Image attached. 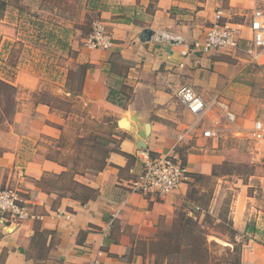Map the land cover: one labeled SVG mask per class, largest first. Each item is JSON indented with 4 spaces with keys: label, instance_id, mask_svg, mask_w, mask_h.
Here are the masks:
<instances>
[{
    "label": "crops",
    "instance_id": "1",
    "mask_svg": "<svg viewBox=\"0 0 264 264\" xmlns=\"http://www.w3.org/2000/svg\"><path fill=\"white\" fill-rule=\"evenodd\" d=\"M256 2L204 0L193 29L191 23L177 24L171 16L173 8L188 5L186 0H97L95 8L101 12L99 17L111 33L113 45L109 49H82L79 64L88 63L91 67L86 71L82 91L76 96L69 92V100L82 98L87 104L91 102L113 116H125L134 124L132 116L141 117L142 124L151 123V134L146 140L151 151L158 154L185 150L189 171L212 174L213 166L221 163L224 156L196 154L190 149L194 148L193 141L202 149L207 141H216L218 137L206 139L199 132L193 137V133H185L193 122L177 98V91L190 85L210 105L217 101L227 104L236 117L234 121L227 120L232 130L246 136L252 137L256 121L264 124V117L250 120L238 115L239 109L253 99L249 91L235 84L238 70L227 56L250 62L249 57L240 52L194 50V42L204 39L218 12L224 15L223 21L249 36L248 22ZM232 11L244 17V22L232 21ZM143 18L148 22H143ZM146 27L176 37L177 41H159L154 36L150 41L141 42L139 36ZM75 85L73 82L71 88ZM111 90L116 103L108 98ZM36 101L32 102L31 114L19 110L10 130L0 134V188L11 183L17 185L37 216L7 228L0 220V264H152L150 242L163 224L174 221L185 202L194 204L187 200L189 181L193 180L161 198L131 193L130 182L141 171V164L135 135L123 130L127 136L121 138L119 149L131 157L111 152L109 164L102 171L76 175L78 181L97 190L96 198L83 204L69 195L60 197L57 182L56 190L43 189L39 181L59 175L68 167L54 156L55 159L49 158L50 153L38 150L35 156L22 161L19 147L23 141L37 137L58 138L69 114L60 116L48 104H36ZM214 107L223 113L219 106ZM204 123L207 127L214 125L207 117ZM180 135H185V140L178 143ZM252 152L257 160L264 154V144ZM258 178L264 192V176ZM244 202L234 212L236 221L249 212L248 201L244 199ZM113 215L116 216L114 225L104 233L103 228ZM139 242L148 244L149 249H140ZM261 255H264V244L258 242L251 243L243 253L246 264H259Z\"/></svg>",
    "mask_w": 264,
    "mask_h": 264
},
{
    "label": "rangeland",
    "instance_id": "2",
    "mask_svg": "<svg viewBox=\"0 0 264 264\" xmlns=\"http://www.w3.org/2000/svg\"><path fill=\"white\" fill-rule=\"evenodd\" d=\"M5 1L7 4L0 11V78L19 87L20 111L31 114L34 110L32 102L44 99L52 104L53 110L60 116L69 114L58 138L46 136L23 141L19 147L22 161L35 156V151L38 150L45 154L50 153L59 162L65 163L67 171L69 167H73V163H76L77 170L84 169L92 161L98 166L103 155L99 143L110 139L109 134L114 131L113 124L120 116H113L91 102L87 104L79 97L69 100V93L66 92L69 86L66 84L69 70L77 68L80 52L87 47L86 42L93 22L101 20V12L93 8L91 0ZM203 1L186 0L188 5L181 9L178 6L173 8L171 16L177 24L191 23L194 29V23L199 20L197 13L201 9L200 3ZM231 13L232 21L244 22V17L235 15L234 11ZM142 21L148 22L146 18ZM227 57L238 70L235 84L249 91L253 99L239 109L241 113L238 115L250 120L264 117V64ZM113 98L116 99L114 96ZM233 110L236 112L234 108ZM213 111L220 117L223 116L221 111ZM14 117L15 115L13 122ZM188 117L190 122H194L191 115ZM215 119L218 120V116ZM230 125L232 124L225 118H221L217 125L220 129L218 139L207 141L208 144L202 149L192 142L194 148L190 152L221 154L224 160L213 166L215 176L206 175L195 186L198 190L195 194L197 199L191 200L194 204H188L185 212L191 217L197 216L199 225L206 231L207 246L212 249V243L217 244L218 250L213 251V255L220 256L224 250L233 249L236 243L241 244L242 264H246L243 256L245 248L254 242L264 244V192L258 178L264 175V154L254 160L252 152L253 148L261 147L264 141H257L244 133L233 131ZM118 129L120 131L115 136L116 142L110 148L118 149L121 138L127 136L124 131L128 129ZM9 130L10 125L7 123L0 126V134ZM80 134L85 137L81 146L76 142ZM95 136L98 137L96 146L86 147V144L94 145ZM1 151L0 148V153ZM181 154L183 157L188 156L185 150ZM48 179L56 181L58 187L69 185L66 176L60 179L48 176ZM242 189H245L244 193ZM66 194L69 195V191ZM247 195L251 198H246ZM244 199L248 201L249 212L236 221L233 218L234 212L245 204ZM197 205L200 210L195 208ZM180 210L178 209L177 216ZM174 221L165 225L171 226ZM163 225L160 227L161 231L164 230ZM253 227L261 232H251ZM242 231L252 236L246 233L243 236ZM139 243L140 249H149L148 244ZM151 254V262L155 264V255ZM211 260L209 263L213 264ZM260 260L262 262L259 264H264V255L260 256ZM164 264H167L166 259Z\"/></svg>",
    "mask_w": 264,
    "mask_h": 264
},
{
    "label": "built area",
    "instance_id": "3",
    "mask_svg": "<svg viewBox=\"0 0 264 264\" xmlns=\"http://www.w3.org/2000/svg\"><path fill=\"white\" fill-rule=\"evenodd\" d=\"M224 15L218 12L215 21L208 28L202 41L194 42V50L201 53H210L224 50L226 53H244L249 57L250 62L264 64V0H257L255 8L250 14L248 26L250 35H242L240 28L234 27L227 21H223ZM87 47L109 49L113 45V38L105 23L101 20L93 22L92 31L86 42ZM177 98L182 105L194 117V122L185 130L191 132L193 136L197 134L202 138L210 139L219 137L218 124L221 118L229 121L236 119L235 115L227 104L220 101L210 105L207 101L190 85L182 86L177 91ZM219 106L223 110V116L214 112V106ZM212 111V112H211ZM209 112H211L209 114ZM218 120L215 119V117ZM209 118L214 125L205 126L204 119ZM186 135V134H185ZM185 135L179 136V142L185 140ZM252 137L261 141L264 139V124L256 121L252 131ZM192 136V137H193ZM139 161L141 171L135 179L130 182V192L138 193L145 197H158L169 195L175 192L183 183L191 178L188 177L187 165L183 164L178 149L169 153H154L149 148L139 150ZM32 213L28 200H26L17 185L8 184L0 188V220L5 227L21 223L29 218H36ZM115 215L103 228L104 233L108 232L114 225ZM101 250L98 252V256Z\"/></svg>",
    "mask_w": 264,
    "mask_h": 264
},
{
    "label": "trees",
    "instance_id": "4",
    "mask_svg": "<svg viewBox=\"0 0 264 264\" xmlns=\"http://www.w3.org/2000/svg\"><path fill=\"white\" fill-rule=\"evenodd\" d=\"M93 8L96 7L97 0H91ZM7 2L5 0H0V11L3 10ZM17 4V1H16ZM91 67L90 64H79L77 68L70 69L67 77V93L71 92L72 96L80 94L83 88L85 75L87 69ZM75 82V87L72 89V83ZM114 91L111 90L109 94V100L113 103H116L114 96ZM19 87L14 85L11 81L0 78V126L11 125L13 123V116L19 111ZM44 103L48 104L53 108L52 104L48 101L42 99L37 100L36 104ZM66 104V103H65ZM54 109V108H53ZM68 115V114H66ZM7 127V126H6ZM113 130L109 135L110 139H104L100 142L102 149L100 152L103 153L102 160L98 166L94 165V161L85 166L82 170L76 169V163H73V167H69V171H64L59 175L54 177L60 179L61 177L66 176L69 180V185L59 187L60 197L67 196V191H69V196L71 198L80 200L81 203L85 204L91 199L97 197L98 192L96 189L78 181L76 175H86V174H97L99 171H102L109 163L108 158L111 152H119L124 155L131 157L126 152L121 151L119 148H110L112 143L116 142L115 136L117 135V122L113 124ZM98 137H94V145L86 144V147H95ZM85 137H77L76 142L78 145H83ZM180 156L183 159V164L187 165L186 157L182 156V150H178ZM49 158H53L49 156ZM63 166L67 165L61 163ZM92 171V172H90ZM188 177L193 181H189V191L187 194V200H196L198 193L196 189V184L200 182L202 178H205L206 175L197 172L188 171ZM212 175L216 173L212 172ZM264 176V175H263ZM209 177V176H207ZM40 187L45 190L54 191L57 189L56 181H51L48 178H43L38 182ZM49 191V192H50ZM188 202H185L184 207L179 211L177 218L171 226L163 225L164 230L157 231L156 236L150 242V250L155 255V264H164L166 259L167 264H211L209 261H213V264H242V246L241 244L235 245L233 249H226L224 253L220 256L213 255V251H217V244L212 243V249L207 246L206 240V231L203 230L199 225L198 219L196 217H191L185 212V208L188 206ZM197 210L201 208L196 206ZM247 228L248 227L247 225ZM246 228V229H247ZM236 234V231H234ZM251 232H258V229L255 227L251 228ZM219 259V260H218ZM223 261V262H221Z\"/></svg>",
    "mask_w": 264,
    "mask_h": 264
},
{
    "label": "water",
    "instance_id": "5",
    "mask_svg": "<svg viewBox=\"0 0 264 264\" xmlns=\"http://www.w3.org/2000/svg\"><path fill=\"white\" fill-rule=\"evenodd\" d=\"M154 36H157V39L159 41L163 40H170L171 42H176L177 38L176 37H170L167 33L164 32H156L153 29L146 27L140 34L139 39L141 42H146L150 41L153 39ZM133 121H135L136 124H134L132 121L128 120L127 117L123 116L121 117L117 124L118 127L121 128H126L131 133H133L137 139V149L142 150V149H147L148 144L146 142L148 136L151 134V123L150 122H145L142 124L141 122L143 119L139 116H132ZM137 126V127H136Z\"/></svg>",
    "mask_w": 264,
    "mask_h": 264
}]
</instances>
